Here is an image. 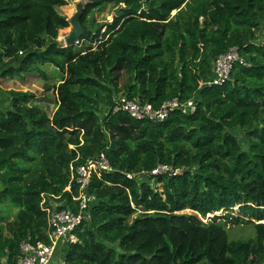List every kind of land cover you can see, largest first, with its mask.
Wrapping results in <instances>:
<instances>
[{
	"label": "trees",
	"instance_id": "obj_1",
	"mask_svg": "<svg viewBox=\"0 0 264 264\" xmlns=\"http://www.w3.org/2000/svg\"><path fill=\"white\" fill-rule=\"evenodd\" d=\"M73 1L0 0V81L48 80L44 66L65 74L41 97L8 92L0 108V205L15 216L7 226L0 218V264H15L28 239L47 244L43 197L74 207L70 168L101 153L114 173L93 177L92 218L64 264H264V0H86L83 27L96 10L124 7L80 39L88 46L64 48L70 19L57 9ZM231 49L249 67L236 64L226 83L212 84L214 63ZM121 73L128 99L155 110L193 100L195 113L176 110L161 123L113 114ZM51 91L52 114L30 104ZM160 165L185 172L158 178L162 191L126 177ZM240 224L254 226L253 239L230 240Z\"/></svg>",
	"mask_w": 264,
	"mask_h": 264
},
{
	"label": "built area",
	"instance_id": "obj_2",
	"mask_svg": "<svg viewBox=\"0 0 264 264\" xmlns=\"http://www.w3.org/2000/svg\"><path fill=\"white\" fill-rule=\"evenodd\" d=\"M144 4L148 0H139ZM65 37L60 40L63 42ZM66 46L65 43H63ZM239 64L249 67L244 59L239 55L237 49H231L228 53L219 57L213 65L214 85L226 83L233 67ZM197 102L191 100L187 103H180L174 100L162 105L158 110L152 108L150 104L140 101L130 100L124 94L117 96L113 102V114L124 113L136 121H151L155 123L164 122L172 112L180 110L182 114L193 115L196 111ZM71 182L66 188L71 192L73 188L78 190L73 201L74 207H62L55 198L43 197L41 210L47 216L48 228L46 231L47 244H33L27 240L20 245V253L15 264H56L54 261L59 257H65V251L69 246L79 242L78 232L86 222L92 218V208L96 203V197L89 194L88 190L94 176L100 177L102 173H114L108 159L104 153L95 158L89 159L84 165L74 169L70 168ZM184 169H174L171 166L160 165L149 173L142 172L139 176L127 175L129 180H140V178L158 179L160 177L173 178L181 176ZM137 178V179H136ZM57 261V262H58Z\"/></svg>",
	"mask_w": 264,
	"mask_h": 264
},
{
	"label": "rangeland",
	"instance_id": "obj_3",
	"mask_svg": "<svg viewBox=\"0 0 264 264\" xmlns=\"http://www.w3.org/2000/svg\"><path fill=\"white\" fill-rule=\"evenodd\" d=\"M85 2L86 0H74L69 5L57 9V11L61 16L71 20L76 14H78L79 12L80 13L82 12V5L85 4ZM123 7H124L123 4H120V5L114 4V5H109L107 7L94 11L90 15L88 23L85 27H83V29L89 33L88 36H91L92 28H95L97 26H103L104 24H111L114 18L116 17V15L118 14L119 10ZM144 9L146 8L144 7ZM177 12L172 13V18L177 14ZM72 31H73V28L71 26L69 29L64 31L65 33H62V35H64L65 38L63 39L64 40L63 42L60 41V44H63V43L67 44L66 42L68 41L70 35L72 34ZM104 32H105V29L102 31V33ZM88 36H83V37H88ZM257 37H258V43L261 44L264 42V23L260 25V30L257 33ZM88 45H89L88 41L86 40L80 41L79 39L78 45L76 46L78 48L80 46L85 47ZM93 45L95 47V44ZM42 69L44 70L45 74L48 76V80L43 79L38 73L27 74V75H23L20 77H13V78L6 77L5 79H2L0 81L1 91H2V94H0V108L6 107L7 105L6 101L8 99L6 96H7V93L10 91H15V92L24 93V94L29 93V94L36 95V97H41L40 93L44 91L43 85L45 83H48L51 86V88L52 87L56 88L57 86L60 85V82L63 79V77H65V74L63 72L57 69H54L50 66H44L42 67ZM129 79L130 78L127 74L125 73L120 74V77L118 79V85H119V88L121 89V92L120 94H116L117 96H121L122 94L127 93V90H125L124 88H126V86L130 83ZM47 96H48V100L46 101L43 100L40 104H38L39 99L36 101L37 103L35 102V99H34L33 101H31L30 104L34 106H40L41 108H44L49 114H52L55 110L54 103L56 100V97H55L56 93L55 91H51ZM102 108L105 109V107H102ZM100 116H102V114H100ZM234 134L242 143L244 152L248 151L249 146H248V139L246 137L247 136L246 132L236 131L234 132ZM140 180H146L148 181V184L152 185V187L159 188L160 191H162L161 190L162 185L157 182V179L140 178ZM5 203L6 202H2V204L0 205V218H3L6 216L7 210L5 211V209H2L3 208L2 205ZM4 206L7 207L6 205ZM13 212H15V210ZM220 214L224 215L225 213L221 212ZM14 219H15L14 215L6 216L2 225L7 226L11 224L14 221ZM4 229L5 228L3 226V230ZM228 233H229V238L231 241L246 242L249 239L254 238L255 229L253 225L240 224L238 226H231L228 230ZM3 235L7 236V232L5 230H4ZM58 260H59V257L54 261V263L56 262V264H64L63 258H60V261ZM1 264H5V263L2 262Z\"/></svg>",
	"mask_w": 264,
	"mask_h": 264
},
{
	"label": "water",
	"instance_id": "obj_4",
	"mask_svg": "<svg viewBox=\"0 0 264 264\" xmlns=\"http://www.w3.org/2000/svg\"><path fill=\"white\" fill-rule=\"evenodd\" d=\"M82 11H83V5H82ZM81 16H82V12L81 13L79 12L69 21L70 25L73 28V31L67 41L68 46L71 45L73 46L76 41L81 39L83 36H88L89 34L87 31L83 29V26L81 24Z\"/></svg>",
	"mask_w": 264,
	"mask_h": 264
},
{
	"label": "clouds",
	"instance_id": "obj_5",
	"mask_svg": "<svg viewBox=\"0 0 264 264\" xmlns=\"http://www.w3.org/2000/svg\"><path fill=\"white\" fill-rule=\"evenodd\" d=\"M70 27H71V25H70ZM60 41H61V40H60ZM66 43H67V42H66ZM63 45H64V44H63ZM74 45H75V46L78 45V41H76ZM67 47H68V45L66 44V46H64V48H67Z\"/></svg>",
	"mask_w": 264,
	"mask_h": 264
}]
</instances>
